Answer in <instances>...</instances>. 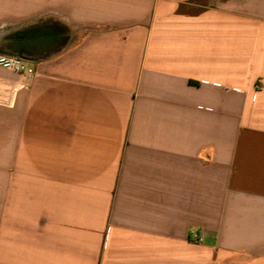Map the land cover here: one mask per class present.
<instances>
[{"label":"crops","instance_id":"obj_1","mask_svg":"<svg viewBox=\"0 0 264 264\" xmlns=\"http://www.w3.org/2000/svg\"><path fill=\"white\" fill-rule=\"evenodd\" d=\"M28 29L65 41L0 86V264H264V0H0Z\"/></svg>","mask_w":264,"mask_h":264},{"label":"water","instance_id":"obj_2","mask_svg":"<svg viewBox=\"0 0 264 264\" xmlns=\"http://www.w3.org/2000/svg\"><path fill=\"white\" fill-rule=\"evenodd\" d=\"M59 32L62 33L63 30H59ZM59 32L52 33L49 30L48 32L35 33L34 29L18 31L16 33L19 34V38L24 40L0 46V53L27 60L32 55L30 51L36 48L41 47L42 52L55 51L65 41V36L55 37Z\"/></svg>","mask_w":264,"mask_h":264},{"label":"built area","instance_id":"obj_3","mask_svg":"<svg viewBox=\"0 0 264 264\" xmlns=\"http://www.w3.org/2000/svg\"><path fill=\"white\" fill-rule=\"evenodd\" d=\"M0 70L18 75V80L16 81H10L0 76V86H4L8 90L13 85L23 87L25 81L30 82L35 76L34 70L27 67L23 59L2 53H0ZM190 235L194 241H201L196 232L191 231Z\"/></svg>","mask_w":264,"mask_h":264}]
</instances>
